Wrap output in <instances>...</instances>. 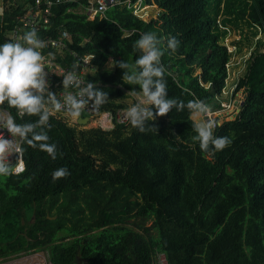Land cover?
Listing matches in <instances>:
<instances>
[{"label": "trees", "instance_id": "16d2710c", "mask_svg": "<svg viewBox=\"0 0 264 264\" xmlns=\"http://www.w3.org/2000/svg\"><path fill=\"white\" fill-rule=\"evenodd\" d=\"M33 1L4 9L0 44ZM243 1L264 34V0ZM220 2L143 0L159 11L148 22L125 5L89 20L77 3H65L53 8L48 29L38 35L56 38L65 31L71 54L94 57L86 80L109 93L101 110L113 118L133 104L129 93L140 88L123 83V70L110 69L109 60L134 64L140 52L133 45L142 33L176 37L178 50L162 57L169 98L204 100L217 111L231 58L217 23ZM57 63L71 71L74 60L65 53ZM240 89L245 99L239 114L214 130L232 143L211 153L193 139L187 109L150 121L157 132L140 133L114 118L110 129L90 130L86 151L65 114L50 117L57 158L23 144L25 171L0 176V261L44 252L53 264H74L75 258L79 264H153L163 253L167 264H264V36L233 93ZM0 107L17 123L37 119ZM61 167L70 175L53 181Z\"/></svg>", "mask_w": 264, "mask_h": 264}, {"label": "clouds", "instance_id": "9594fccd", "mask_svg": "<svg viewBox=\"0 0 264 264\" xmlns=\"http://www.w3.org/2000/svg\"><path fill=\"white\" fill-rule=\"evenodd\" d=\"M165 39L166 48L162 46ZM45 46V41L39 37L35 27L25 31L19 42L6 41L0 44V106L15 109L20 116L37 117L34 121L17 123L10 113L0 109V176L19 175L25 170L23 144L39 148L53 160L57 158V145L49 142L50 117L63 112L67 117L78 119L86 109L99 111L109 102V93L98 88L95 83L88 82L81 86L77 73L79 61L72 65V70L62 79L63 89H75V92L66 91L63 100L58 99L56 93L50 90L49 74L45 71L48 57L41 51ZM133 47L140 52L134 64L125 60H109L110 69L119 67L123 70V83L140 88V91L134 90L140 97L138 102L125 110L131 126L140 133L157 132L158 127L150 121L166 116L173 109L179 112L187 109L196 132L193 139L203 152L221 151L229 146L232 143L229 137L214 135V129L220 125L208 118L211 108L207 102L193 99L185 103L168 96L165 79L167 70L162 57L166 50L175 53L180 41L176 37L164 38L153 32H145L134 42ZM52 55L48 53V56ZM89 59L88 56L83 57L84 63L89 62ZM5 131L10 138L5 137ZM13 155L16 156L15 163L9 159ZM69 175V170L61 167L52 172V179L57 181Z\"/></svg>", "mask_w": 264, "mask_h": 264}, {"label": "built area", "instance_id": "2783aa9c", "mask_svg": "<svg viewBox=\"0 0 264 264\" xmlns=\"http://www.w3.org/2000/svg\"><path fill=\"white\" fill-rule=\"evenodd\" d=\"M79 1L80 0H34L33 3H26V6L25 8H23L22 13L16 17L15 25L13 26L12 30L8 35V41H15V42L21 41L24 32L31 30L33 27H35L38 30V33L47 30L49 26V20L53 16V8L65 3H77V11L85 14L89 20H94L98 16L102 17L103 14L107 11L108 7L116 6V5L127 6L129 9H131V11H133L135 17H138L139 19L143 20L142 17L143 14L145 13V7H146L143 3V0H138L137 2L134 3L131 0H127L123 2L120 0H88L86 5L80 4ZM15 4H17V0H13V2L11 3H9V0H0L2 15L4 13V9H7L8 6L9 7L14 6ZM19 4H21V2ZM40 38L44 40L46 43L45 48L42 49L41 51L45 56L48 57L46 61L47 68L45 69V71L48 72L49 74L48 78L50 83V90L56 93L58 99L63 100L66 91L75 92V89H68V90L63 89L62 87L63 76L70 70L66 66L62 67L60 64H58L57 60L58 59L61 60L64 54L66 53L71 56V58L74 60V63L79 61L78 69L80 70L78 76L81 80V86H84L88 83V81L86 80V76L93 71L92 61L94 58L92 56H89L90 58L89 62L84 63L83 57H77L75 54H71L66 46V42L68 41L69 38H68V34L65 31L61 32V34L56 38H50V37H40ZM48 53H52L53 55L48 56ZM55 77L59 79H54ZM222 94L223 96L226 95L224 91L222 92ZM129 95L131 97L130 100H133V104L138 102V100L140 99V97H138L136 94L129 93ZM230 106H231L230 102H225L221 100L219 103V110L217 111L211 110L208 118L216 121V119L213 116L221 112L229 111L231 108ZM0 109L6 110L2 107H0ZM125 110L126 109H120L116 112L114 118L118 124H126L129 122L126 119ZM61 114L64 113L61 112ZM107 114H109L108 117H111L110 121L113 122L114 119L113 115L109 112L105 113L101 109L99 111H96L91 108H88L83 112V115H87L89 119H95L98 121L104 120ZM4 134L6 138H10V135L6 131ZM18 143H20V141H18ZM9 159L13 163H15L16 156L13 155ZM23 161H24V157H23ZM5 264H53V263L47 258V255L44 252H30V253L21 254L18 257L6 259ZM153 264H167V261L163 253H157L155 255Z\"/></svg>", "mask_w": 264, "mask_h": 264}, {"label": "rangeland", "instance_id": "374dc122", "mask_svg": "<svg viewBox=\"0 0 264 264\" xmlns=\"http://www.w3.org/2000/svg\"><path fill=\"white\" fill-rule=\"evenodd\" d=\"M249 2L237 1V0H221L220 2V15L217 19V23L221 30H225V35L222 42L228 47L231 53V58L228 64V77L225 81V87L222 90L226 93L221 100L230 102L231 108L227 112H221L213 116L221 124L223 121H230L233 119L238 111L241 102L244 100V89H240L236 93L234 92L235 84L237 80L241 78L245 72L248 61L253 56L255 43L258 40L263 39L264 34L259 28L252 24L249 16L244 12L243 8H246ZM79 13V12H78ZM159 15L158 8L155 5L146 6L145 13L143 14V21L148 22L150 20H157ZM262 42V41H261ZM262 48V44L259 49ZM219 109V107L217 108ZM108 113V112H105ZM102 121H91L86 125H78L76 119L68 118L69 125L74 127V131H78L77 140L80 148L86 151L88 148L87 141L90 138V130L98 126H102L105 129L112 127L111 117H108ZM111 115V114H110ZM149 226V224L147 225ZM131 228L130 226H128ZM155 236L154 233H152ZM5 261H0V264H5Z\"/></svg>", "mask_w": 264, "mask_h": 264}, {"label": "water", "instance_id": "95a60500", "mask_svg": "<svg viewBox=\"0 0 264 264\" xmlns=\"http://www.w3.org/2000/svg\"><path fill=\"white\" fill-rule=\"evenodd\" d=\"M244 99H245V96H244ZM241 104H242V102H241ZM241 104H240V107H241ZM240 107H239V111H238V113H237L235 116H233V119L230 120V121H233V120L237 117V115H238L239 112H240ZM78 119H79V120H78L77 123H78L79 125H86V124L89 122V118H88V117H85V118L80 117V118H78ZM80 120H81V122H80ZM51 219H55V217H53V218H51ZM73 263H74V264H79L78 259L75 258L74 261H73Z\"/></svg>", "mask_w": 264, "mask_h": 264}, {"label": "crops", "instance_id": "0c3cea01", "mask_svg": "<svg viewBox=\"0 0 264 264\" xmlns=\"http://www.w3.org/2000/svg\"><path fill=\"white\" fill-rule=\"evenodd\" d=\"M1 16H2V9H1V6H0V17H1ZM85 116L88 117L87 115H82L81 117H82V118H85ZM88 118H89V117H88ZM78 120H79V119H76V122H78ZM91 120H92V119H89V122H88V123H90ZM93 120L96 121L95 119H93ZM97 121H98V120H97ZM97 121H96V122H97ZM80 122H81V120H80ZM77 124H78V123H77ZM78 125H79V124H78Z\"/></svg>", "mask_w": 264, "mask_h": 264}]
</instances>
